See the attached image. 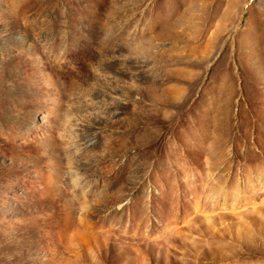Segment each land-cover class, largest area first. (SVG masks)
I'll list each match as a JSON object with an SVG mask.
<instances>
[{"label": "rangeland", "instance_id": "obj_1", "mask_svg": "<svg viewBox=\"0 0 264 264\" xmlns=\"http://www.w3.org/2000/svg\"><path fill=\"white\" fill-rule=\"evenodd\" d=\"M0 264H264V0H0Z\"/></svg>", "mask_w": 264, "mask_h": 264}]
</instances>
